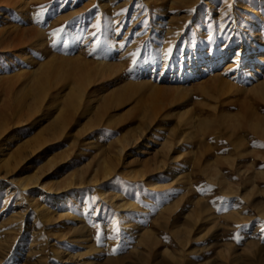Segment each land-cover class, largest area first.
I'll return each mask as SVG.
<instances>
[{
  "label": "rangeland",
  "instance_id": "1",
  "mask_svg": "<svg viewBox=\"0 0 264 264\" xmlns=\"http://www.w3.org/2000/svg\"><path fill=\"white\" fill-rule=\"evenodd\" d=\"M19 1L0 2V264H264V0Z\"/></svg>",
  "mask_w": 264,
  "mask_h": 264
},
{
  "label": "bare ground",
  "instance_id": "2",
  "mask_svg": "<svg viewBox=\"0 0 264 264\" xmlns=\"http://www.w3.org/2000/svg\"><path fill=\"white\" fill-rule=\"evenodd\" d=\"M0 2H4L8 7H10V6H13V5H18V6H20L21 8H23V3H22V1H19V0H0ZM2 4V6H3V3H1ZM0 4V5H1ZM4 4V5H5ZM5 5V6H6ZM17 6V7H18ZM20 31V30H19ZM17 34H18V32H17ZM261 60H263V58L261 59ZM216 63H213V60L212 59H210V60H207L206 62H204V65H203V68L201 69V71L200 72H202V71H204V69H206V67L207 68H211L212 66H214ZM248 64V63H247ZM246 64V65H247ZM103 71V70H102ZM102 71H101V73H102ZM107 71V70H106ZM104 73V72H103ZM105 74H107L106 72H105ZM100 75V74H99ZM103 75V74H102ZM247 75H249V73H247ZM51 88V87H50ZM50 90V89H49ZM83 91V90H82ZM82 91H77L76 93H75V95H73L72 94V96H74V101L73 102H69L70 103V105L71 106H74L75 108L77 107H81V106H83V104L85 103V101H84V99H83V94H82ZM112 94V95H111ZM109 96H107V97H104V98H102V103H101V106L103 107V109H105V110H107V109H109L111 106H114V107H116V106H119V105H121L122 103H123V101H122V98L120 97V95L119 94H117L116 95V97H115V94L114 93H111ZM124 94V93H123ZM48 96V93H46V94H44L43 95V97H42V94H40V95H35L34 97H33V99L31 100L32 101V103L31 104H33V105H31V104H29L28 106H29V113H27V115H26V119H25V121L26 120H30V119H32L33 118V116L35 115V114H39L40 113V111H39V109H40V107L42 106V103L44 102V100L46 99V97ZM76 97V98H75ZM57 98H63V96H60V97H56V99ZM82 99H83V101H82ZM69 101V100H68ZM125 101V100H124ZM33 106V107H32ZM79 109V108H78ZM164 109V107H161V108H156L155 109V107H153V108H149V107H146L145 109H143V113L141 114V116H142V118L148 123V124H151V123H153L154 122V120L156 119V118H158V117H160V116H162V115H164V114H166L167 115V110H163ZM16 118H19V117H16ZM38 121H40V120H38ZM37 121V122H38ZM21 122V120L19 119V122H17V123H20ZM59 125L61 126V130L62 131H64L65 130V126L62 124V123H59ZM3 130H1V128H0V136L3 134ZM42 140H36L35 141V144L36 143H38L37 145H35V147L31 150V152H34V151H36L37 149H39V148H41L42 146H43V144H44V142L42 141ZM139 143H136V139H131V141L130 142H126V143H124V144H121V146H120V148H119V150H118V152H119V154H121V153H123L124 152V150H125V148L127 147V146H131V145H138ZM164 144H166V143H163V145ZM145 145L144 144H142L141 145V147H144ZM164 147V146H163ZM0 153H1V144H0ZM23 161V159H19V160H15V158L14 159H12V165H16V164H18V163H20V162H22ZM4 166L5 167H9V165L10 164H8V161H6V162H4ZM7 172V171H6ZM106 172L104 173V175H103V178H105L106 177ZM32 177H34V178H32V179H29V180H27V181H20V183L19 184H17L18 185V187L19 188H21L22 190H24V189H27L28 187H31L32 185H35L36 184V180H37V178H35V176H32ZM91 182H96L97 181V179H96V177L95 176H93V177H91V180H90ZM120 207H122V206H120ZM42 212V211H41ZM80 234V233H79Z\"/></svg>",
  "mask_w": 264,
  "mask_h": 264
},
{
  "label": "snow or ice",
  "instance_id": "3",
  "mask_svg": "<svg viewBox=\"0 0 264 264\" xmlns=\"http://www.w3.org/2000/svg\"><path fill=\"white\" fill-rule=\"evenodd\" d=\"M55 34H58V33H54V35ZM169 51H170V49H169ZM136 61H135V58L133 59V63H135ZM235 238V237H234ZM97 241L99 242V234L97 235Z\"/></svg>",
  "mask_w": 264,
  "mask_h": 264
}]
</instances>
